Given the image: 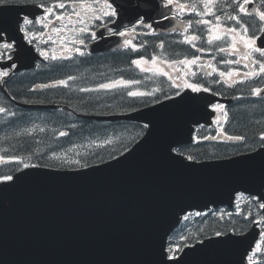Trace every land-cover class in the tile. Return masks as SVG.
Here are the masks:
<instances>
[{"label": "water", "instance_id": "obj_1", "mask_svg": "<svg viewBox=\"0 0 264 264\" xmlns=\"http://www.w3.org/2000/svg\"><path fill=\"white\" fill-rule=\"evenodd\" d=\"M163 2L114 0L123 23L137 17L154 22L165 11ZM29 11L0 8V22H6L0 25L16 35V18ZM17 41L25 49L17 71L34 67L39 55L23 39ZM200 97L169 100L123 116L91 117L149 125L130 152L106 165L77 172L29 168L16 174L25 176L0 188V264H161V247L185 213L233 208L237 191L264 193V160L258 162L264 152L201 163L173 152L192 142V124L208 123V105L215 99ZM254 231L246 233L248 239ZM246 247L210 248L192 264H237Z\"/></svg>", "mask_w": 264, "mask_h": 264}, {"label": "snow or ice", "instance_id": "obj_2", "mask_svg": "<svg viewBox=\"0 0 264 264\" xmlns=\"http://www.w3.org/2000/svg\"><path fill=\"white\" fill-rule=\"evenodd\" d=\"M29 4L35 9L42 10L39 14L35 12L25 13L18 16L15 20L16 35L22 34V39L29 45H32L39 36H47V39L54 45L60 44V52L55 49L49 55L47 51L36 49L45 61L62 62L64 60H73L76 56L84 57L85 49L88 47L87 40L96 41L102 39L107 33L110 37L123 38L124 45L132 52L140 51L142 45L134 43L133 37L141 35L138 28L147 29L148 32L155 34L152 23H146L143 17H137L130 21L131 26L121 30V25L117 24L119 16L117 6H114V0H0V8L7 9L11 7H27ZM261 7H255L253 0H165L164 7L174 11V17L188 15L195 16V20H180L173 31L182 30L184 35L182 43L194 49L196 53L207 51L204 47H198V42L207 44L215 48L216 52L222 54L220 63L236 68H230L228 71L219 70L212 63H204L198 55H185L182 59H168L163 56V52L153 54L150 58L141 56L132 59L130 63L139 69L142 73H152L154 76H160L170 82V86L175 88V97H179L181 102L184 100L197 101L202 97L200 93H212V90L200 83L197 79L198 72L196 68L203 70L210 69L208 75L216 73L218 77L224 78L217 80V83H225L228 87H235L237 83L251 81H264V42L259 46L257 41L264 36V0H260ZM251 6V7H250ZM255 8V12L253 9ZM210 17V18H209ZM165 19H169L164 14ZM248 18V19H246ZM112 25H116L112 27ZM195 25V28H194ZM102 29L100 35H97V29ZM39 29V32L37 31ZM254 29V31H251ZM44 30H47L45 32ZM199 33V34H197ZM53 34L56 39H53ZM143 34H148L143 33ZM13 30L0 25V82H6L10 77V71L16 68V61L25 55V49L17 41ZM160 50L165 49V44L161 42L158 45ZM90 54V53H89ZM234 57V58H228ZM242 66L245 71H240ZM185 77L181 83H177L179 75ZM77 75H68L66 78L57 79L53 83H44L37 85L38 89H49L63 87L69 89L70 82L78 80ZM139 79H114L108 82L98 83L95 87L82 86L77 89L80 93H118L126 90L125 94L134 99H144L154 97L159 88L151 90H132L134 85H140ZM36 88L31 89L35 91ZM182 89L192 94L185 97ZM215 95L216 93H212ZM250 94L254 97L264 100V87L252 86ZM173 98V97H169ZM239 99V97H234ZM85 101L92 99L85 96ZM98 99H102L98 98ZM28 101H25L27 103ZM213 112L221 113L215 123L218 128V135L224 136L229 141L244 142L246 136L228 135L223 127L229 122V112L227 107L221 103L211 105ZM75 111V109H74ZM0 114L8 117H15L16 112L7 107H0ZM75 128V124L68 126ZM148 127L147 124L144 125ZM50 129L40 124L25 128L17 135H28L40 133L46 134ZM53 133L51 139L57 141L59 138L69 137L68 130L51 129ZM215 136L203 137L205 140L215 139ZM259 140L264 142V133H261ZM199 142V140H197ZM113 140L106 139L101 143L95 141L74 145L66 152L60 155H54L52 158L61 160L64 163L76 165L79 168H86L87 163L82 162L81 152L78 149H85L86 155H95L94 151H88L92 148H99L103 145H111ZM69 153L73 158H69ZM42 155V153H37ZM189 160L193 157H187ZM28 162L20 157L0 156V163L15 162L22 165L24 169H36L40 165L31 163V157ZM25 175L11 174L0 177V188L14 186ZM243 200L250 208L254 207L257 211H248L244 214V219L251 226L255 227L254 237L248 239L246 234L233 228L230 232L216 231L214 236H208L203 230L190 235L180 234L178 239H169L167 246L161 247V264H168L169 261L176 264H192L195 257L202 255L208 249L229 245H240L247 243L241 253L237 264H264V193L250 194L247 191H237L233 198V204L236 214L241 215L244 210L240 201ZM202 213L197 212L196 216ZM231 216V213H228ZM223 218V214L221 215ZM189 214L185 213L180 221H188ZM207 241V243L205 242ZM200 245V247H197ZM185 249L193 251L184 254ZM181 254L184 259L181 260ZM191 258V259H190Z\"/></svg>", "mask_w": 264, "mask_h": 264}, {"label": "flooded vegetation", "instance_id": "obj_3", "mask_svg": "<svg viewBox=\"0 0 264 264\" xmlns=\"http://www.w3.org/2000/svg\"><path fill=\"white\" fill-rule=\"evenodd\" d=\"M28 6H31L29 4ZM36 13V12H35ZM39 14V13H37ZM192 16L183 15L178 16V18L182 20H189ZM147 23V22H146ZM195 28V25H194ZM124 29V28H123ZM121 29V30H123ZM39 32V29H37ZM47 32V30H44ZM97 35L99 37L102 29H97ZM138 32L142 33L141 35L134 36L133 41L138 45H142L140 51L132 52L126 46L121 50L106 52L102 54H89V48L93 45L94 42L90 39L87 40L88 47L85 49L86 55L84 57L76 56L73 60H64L62 62H50L44 61L39 63L40 67H36L34 69L24 71L23 73L16 74L15 69L10 71V77L6 78L12 83L15 87L16 82H34L38 81L37 84L44 83H53L57 79L66 78L68 75H77L79 77L78 80L74 82H70L71 87L69 89L63 87L57 88H49V89H37L36 92L40 93L39 95L43 98L45 105H55L59 104L63 98L69 95L70 92L76 91L79 87L88 86L89 81L87 79L86 72H91L93 69L97 71L105 70V63L108 64V71L110 73V79L114 80L115 73L117 70H126L130 69V57L135 55V58H140L141 56H147L149 53H160L163 52V56L168 59H182L185 55H198L201 57V61L204 63H212L219 70L228 71L230 68H236V65L227 66L220 63L222 54L216 52V50L212 51V46H208L207 44H201L198 42L197 46L204 47L207 49L204 53H196L194 49H191L188 45L182 43L184 35L182 32H171L164 34H152L148 32L147 29L138 28ZM148 34H143V33ZM199 34V33H197ZM53 39H56L53 34ZM102 39H123L119 37H110L107 33L104 34ZM163 42L165 44V49L160 50L158 45ZM36 48L40 47L41 50L47 51L49 55L52 54L55 49L56 53L60 52V44H52L47 36H39L33 44ZM234 58V57H228ZM77 59L79 66L73 67V63ZM122 66L121 69H117V67ZM242 66L240 67V71H245ZM198 72L197 79L200 83H203L205 86L209 87L212 90V93H216L215 95L220 96L225 99H233L234 101L231 104H224L227 107L229 112V122L224 124L223 127L225 132L228 135H243L246 136V140L244 142H236L229 141L225 139L224 136L218 135V128L215 123L217 117L221 116V113L215 112V118L213 125L206 127L200 126L196 129V137L199 141H205L204 145L198 147L207 149V144L212 146L214 144L215 149H220L222 156H233L239 155L243 153H248L251 151H256L258 149L264 148V142L259 140V136L261 133H264V100L260 98L254 97L250 94V88L252 86H261L264 87V81H251L245 83H237L235 87H228L225 83H217V80H223L224 78L218 77L216 73H213L211 76L208 75L210 69L204 68L201 70L200 68H196ZM123 79H139L142 81H146V79H141V74L137 76V74H125ZM185 77L183 74L179 75V79L177 83H181ZM120 79V78H119ZM170 84L169 81H167ZM139 85H134L132 90H139ZM175 89V88H174ZM176 90V89H175ZM126 91V90H124ZM142 91V90H141ZM185 91L182 89V92ZM29 93V92H28ZM30 94V93H29ZM175 96V95H173ZM234 97H239L236 99ZM120 97H117L116 93H109V102L116 103ZM133 99L128 97L127 95L124 98V103L127 104L130 100ZM222 104V103H221ZM251 115L253 119H256L255 124L256 127L253 130V133H247L244 128H242V120L243 116ZM206 136H215V139L205 140L203 137Z\"/></svg>", "mask_w": 264, "mask_h": 264}, {"label": "trees", "instance_id": "obj_4", "mask_svg": "<svg viewBox=\"0 0 264 264\" xmlns=\"http://www.w3.org/2000/svg\"><path fill=\"white\" fill-rule=\"evenodd\" d=\"M6 89L9 93L15 91V96L19 99H27L31 95L28 86L24 85L23 82L13 84L7 83ZM30 94H29V93ZM5 95L0 91V107H7L12 109V106L8 105V101L4 97ZM40 96V95H39ZM28 102H33L36 100L27 99ZM78 106L89 107L93 109L100 108L102 105L93 99L85 101L84 99L77 101ZM73 110L81 112L77 106L72 107ZM14 111V109H12ZM16 116L8 117L4 114H0V156L4 157H20L28 162V157H31V163H36L40 166H49L56 168L67 167V165H62L59 160L53 159V155L59 151H63L66 148L83 143L92 138H98L102 135L108 133V128L110 125L99 124L93 121L79 120L71 113L66 111H25L15 108ZM36 117V124L41 126H46L50 129L68 130L71 135L65 138H59L57 141L51 139L53 133L50 131L46 134L36 133L33 134L31 140H29L26 135H17L25 129L28 125L32 123L33 117ZM242 128L245 129L247 133H253L256 127L255 121L251 115L242 117ZM75 124V128H69L68 126ZM219 151V150H217ZM95 159L84 160V163H92L99 161L105 156L113 157L116 156L115 153L108 150H96L94 151ZM188 155L193 158H205L201 154L188 150ZM42 153V155L37 154ZM204 155V154H203ZM91 156V155H90ZM22 165L15 162H2L0 163V177L4 175H14L17 171L22 169ZM249 224L244 219V216H231L230 218H225L224 220H219L213 212L208 213L203 216H197L194 220L189 219L184 221L183 225L175 232L174 238H178L182 231L184 234L190 235L191 233H196L199 230H203L208 236L214 235L216 231H231L235 228L238 231H244L247 229Z\"/></svg>", "mask_w": 264, "mask_h": 264}, {"label": "bare ground", "instance_id": "obj_5", "mask_svg": "<svg viewBox=\"0 0 264 264\" xmlns=\"http://www.w3.org/2000/svg\"><path fill=\"white\" fill-rule=\"evenodd\" d=\"M113 104V106L112 107H110V108H117L118 106H119V104L118 103H112Z\"/></svg>", "mask_w": 264, "mask_h": 264}, {"label": "rangeland", "instance_id": "obj_6", "mask_svg": "<svg viewBox=\"0 0 264 264\" xmlns=\"http://www.w3.org/2000/svg\"><path fill=\"white\" fill-rule=\"evenodd\" d=\"M101 105H102V103H101ZM113 106V104L112 103H110V105H109V107H112ZM101 111H105L106 109H100ZM54 129V128H53ZM50 133H52L51 131H50Z\"/></svg>", "mask_w": 264, "mask_h": 264}]
</instances>
